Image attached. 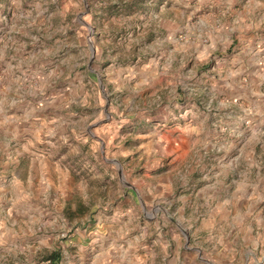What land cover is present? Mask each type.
<instances>
[{"label":"rangeland","instance_id":"obj_1","mask_svg":"<svg viewBox=\"0 0 264 264\" xmlns=\"http://www.w3.org/2000/svg\"><path fill=\"white\" fill-rule=\"evenodd\" d=\"M245 1L0 0L3 264H264V95L224 84Z\"/></svg>","mask_w":264,"mask_h":264},{"label":"crops","instance_id":"obj_2","mask_svg":"<svg viewBox=\"0 0 264 264\" xmlns=\"http://www.w3.org/2000/svg\"><path fill=\"white\" fill-rule=\"evenodd\" d=\"M235 2H238V0H233ZM245 3H247L245 6L243 7H239V8H245V7H249L248 8V16H249V21H247V23L245 24L246 28H247V32L250 33V40H249V46L245 47L244 50L239 53L236 54L234 56L230 57V62L232 63V69L227 71L228 74V78L225 81V85H227V90L234 91V90H238L237 92L239 93V90H245L247 91V94H237L236 96H232V102L230 103L231 105H234L235 101H241V100H245V98L248 96V92L251 89H255L257 90L258 94L260 95H264L262 94V92H264V49H260L261 48V41L258 40L259 38V34L257 29L264 27V0H246ZM236 5V4H235ZM235 7V11L238 10ZM246 9V8H245ZM239 11V10H238ZM236 11L235 12V17L234 19L232 18V22L229 23L230 25V30L229 31H234L238 26L241 25L240 20L242 19L241 17L243 16V13L241 11ZM202 21V20H200ZM234 35V33H231ZM229 35V34H228ZM231 35H229L230 37ZM258 44V47H257ZM264 48V47H263ZM168 87V85L166 86ZM242 91V92H245ZM243 107V105H242ZM155 151H151L150 155H152ZM43 166V165H42ZM42 171H46V168H42ZM42 181L47 182L46 180H40V182L42 183ZM28 185L32 186L35 185L33 182H26ZM40 183V184H41ZM49 183V182H48ZM52 184L50 182V184H48V186L50 187ZM170 183L169 181H167L164 178H161V180H159L157 183H149L147 184V188L149 187H153L154 192H158V191H166L169 189L170 187ZM25 191V198H27L28 200H30L31 196H33L34 192H41L42 190H24ZM144 192V191H143ZM42 195V194H39ZM147 197V196H146ZM32 200V199H31ZM30 201H26L27 204L31 203ZM87 206L90 207L92 206V204L90 202H87L86 197L83 198L82 202H77L74 201V203L72 204V208H76L77 206ZM37 206V205H36ZM94 206H96V204H94ZM133 209V207H132ZM19 211V210H18ZM18 215L13 219V221L11 222V220L8 221V225L6 227L8 229H10V231L12 230H16V229H21L20 227V223L22 222L21 220H27L26 222V226H30L33 225L37 222V220H39L38 217H40V215H36V214H32L27 212L26 210H22L19 211ZM119 215L122 216H127V220H129L128 224L131 225L132 224V215L133 211L131 209H122L121 211H118L117 209H113L111 213H109L110 217H107L108 221L104 223L101 220V217H99V213H98V218L99 220L97 221V223L94 224V226L91 228V230H89L87 233L88 234H94V237L96 236L97 238L99 237V242H103L105 237H107L109 235V233H111V231L113 230L112 227L114 225H120V226H128V224L126 223V220H120ZM132 218V219H131ZM106 223V224H105ZM29 230L26 231V233H28V231L32 232L31 228H28ZM21 232V230L19 231ZM17 233V232H16ZM81 232L78 233V235L81 236V238H84L85 236V232ZM86 233V234H87ZM79 239V237L77 238ZM109 240H112L111 238H108ZM117 243H109V244H101V248L102 250L107 249L108 251H115V247H116ZM105 263H112L111 258H107ZM0 264H3L1 262L0 259Z\"/></svg>","mask_w":264,"mask_h":264}]
</instances>
